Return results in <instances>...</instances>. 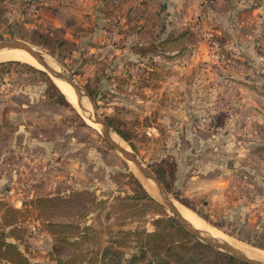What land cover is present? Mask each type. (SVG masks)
Instances as JSON below:
<instances>
[{
    "label": "rangeland",
    "instance_id": "374dc122",
    "mask_svg": "<svg viewBox=\"0 0 264 264\" xmlns=\"http://www.w3.org/2000/svg\"><path fill=\"white\" fill-rule=\"evenodd\" d=\"M187 4L198 11L174 10ZM9 41L72 76L173 201L264 251V0H0ZM51 82L0 62V232L31 264L79 248L87 264L122 232L175 218L104 140L88 99L79 108ZM55 225L73 228L56 240ZM137 244L127 239L124 259Z\"/></svg>",
    "mask_w": 264,
    "mask_h": 264
},
{
    "label": "trees",
    "instance_id": "16d2710c",
    "mask_svg": "<svg viewBox=\"0 0 264 264\" xmlns=\"http://www.w3.org/2000/svg\"><path fill=\"white\" fill-rule=\"evenodd\" d=\"M40 73L45 75L44 72L40 71ZM52 85L54 89L58 90L53 83ZM56 92H58L60 99L68 105L65 101V96L59 91ZM107 123L117 134L128 141L124 133L115 125L113 119L108 120ZM159 180L162 182L160 176ZM142 196L151 200L144 191ZM158 208L160 209L159 206ZM13 211L21 213L18 210ZM153 225L155 231L152 233H146L145 231L122 232V240H113L110 245L100 246L96 251L88 253L93 257L87 264H247L196 240L173 218H159L154 221ZM53 227L62 229L61 232L57 230L58 238L56 237V240L60 239L59 237L64 230L73 228L71 225H55ZM84 231L85 236H88L90 232L96 233L91 228H86ZM84 235L76 236L75 246H79L77 245L78 241L85 238L83 237ZM131 236H136L139 243L136 245L138 249L136 253L124 259L122 248L127 246V239ZM62 240L66 242L65 238ZM55 249L58 250L56 247ZM83 249L79 248L76 254L70 255L65 259L60 256L53 258L55 264H81L82 262H78V258L85 255L86 251ZM0 260L7 261L10 264H31L25 251L17 244L6 241L4 232H0Z\"/></svg>",
    "mask_w": 264,
    "mask_h": 264
},
{
    "label": "water",
    "instance_id": "95a60500",
    "mask_svg": "<svg viewBox=\"0 0 264 264\" xmlns=\"http://www.w3.org/2000/svg\"><path fill=\"white\" fill-rule=\"evenodd\" d=\"M5 49L8 50L18 49L28 52L30 56L44 69V71L50 75L52 80L61 81L67 84L76 94V96L79 97L80 99L87 98L92 106V109L94 110L93 122L101 127L103 138L107 142V144L112 149L120 153L125 160L132 163L137 168V170L139 171V173L141 174L144 180L147 181L151 180L156 184L160 195V203L162 204V206L170 213H172L177 223L180 226H182L187 232H189L195 239L201 241L202 243L214 249L226 252L244 263L264 264L263 262H259L255 259L249 258L245 253H243L239 249H236L227 242L213 239L205 232L196 229L190 222H188L179 212L173 200L168 195L167 191L165 190V188L163 187L157 176L149 168L145 167V165L139 160V158L132 151L125 150L123 147H121L119 143L113 140L110 131H112L113 133L114 131L110 128L109 124L98 115V110L95 102L91 99V97L87 93H85L84 89L75 81V79L72 76L67 74V72H65L62 68L61 71H57L53 69L51 66H49V64L45 60V57L39 50L24 42H19V41L0 42V51Z\"/></svg>",
    "mask_w": 264,
    "mask_h": 264
},
{
    "label": "bare ground",
    "instance_id": "6f19581e",
    "mask_svg": "<svg viewBox=\"0 0 264 264\" xmlns=\"http://www.w3.org/2000/svg\"><path fill=\"white\" fill-rule=\"evenodd\" d=\"M41 53L45 57V60L47 61L49 66H51L53 69H55L57 71H61V67L58 64H56L55 60H53L51 57L47 56L43 52H41ZM4 61L25 62V63H29V64L33 65L34 67H36V68H38L40 70H44L30 56V54L28 52H25L23 50H18V49H16V50H8V49H5V50L0 51V62H4ZM54 81H55L57 87L62 91V93L69 99V101L72 104L78 106L79 108H81V106H82L83 108H85L87 110V108L84 105L83 99L82 98L80 99L79 97H77L76 94L71 90V88L67 84H65V83H63L61 81H57V80H54ZM88 122H90L89 116H88ZM110 134H111V136H112V138H113V140L115 142L119 143L121 145V147H123L125 150L130 151V147H129V145L126 142H124L121 138L116 136L112 131H110ZM130 164H132V163H130ZM135 171H137V170H135ZM139 177H141V176H139ZM146 187H147L149 193H151L153 196L157 197V199H160V195H159V192H158L155 184H153L152 182L147 181L146 182ZM173 202H174L175 206L177 207V209L179 210V212L183 215V217L188 222H190L196 229H198V230H200L202 232H205L207 235H209L213 239L227 242V243L231 244L233 247H235L236 249H239L240 251L245 253L249 258L255 259V260L259 261V262H263L264 263V251L255 250L252 247L251 248L246 247L243 244H240V243L235 242L234 240H231V238L229 239V237H227L226 235H223L221 232H219L215 228H213L210 225H208L204 220L199 218L192 211L186 209L185 207L181 206L179 203H177L175 201H173Z\"/></svg>",
    "mask_w": 264,
    "mask_h": 264
},
{
    "label": "crops",
    "instance_id": "0c3cea01",
    "mask_svg": "<svg viewBox=\"0 0 264 264\" xmlns=\"http://www.w3.org/2000/svg\"><path fill=\"white\" fill-rule=\"evenodd\" d=\"M191 2H192V4H193L194 0H191ZM176 6H177V5H176ZM196 7H197V6H192V7H190V4H189V5L187 4V5L184 6V7H183V5H182V6H181V5H180V6H177V7L174 8V10L178 11V10H180V9L183 8V9H185L187 12H188V11H191V14H192L194 11H198V10L196 9Z\"/></svg>",
    "mask_w": 264,
    "mask_h": 264
}]
</instances>
